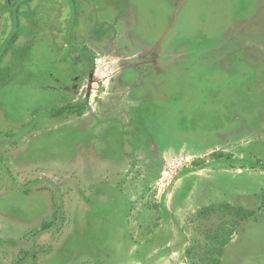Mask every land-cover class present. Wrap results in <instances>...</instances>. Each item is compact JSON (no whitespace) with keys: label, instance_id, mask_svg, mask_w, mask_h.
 Segmentation results:
<instances>
[{"label":"rangeland","instance_id":"obj_1","mask_svg":"<svg viewBox=\"0 0 264 264\" xmlns=\"http://www.w3.org/2000/svg\"><path fill=\"white\" fill-rule=\"evenodd\" d=\"M219 258L264 264V0H0V264Z\"/></svg>","mask_w":264,"mask_h":264},{"label":"trees","instance_id":"obj_2","mask_svg":"<svg viewBox=\"0 0 264 264\" xmlns=\"http://www.w3.org/2000/svg\"><path fill=\"white\" fill-rule=\"evenodd\" d=\"M17 3V2H16ZM176 92V91H175ZM174 95V94H173ZM223 212H229L231 210H233L234 214L242 219V220H246L249 215H251V208L250 206H245L244 204H239V205H235L233 207L229 206V205H225L222 207ZM210 210H216L215 206H211ZM217 253L221 254L223 253L224 247L231 241V236H232V227L230 224L226 223L224 224L218 234H217ZM217 264H221V260L220 258L216 260Z\"/></svg>","mask_w":264,"mask_h":264}]
</instances>
